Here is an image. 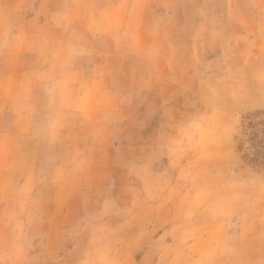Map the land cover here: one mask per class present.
I'll list each match as a JSON object with an SVG mask.
<instances>
[{
	"label": "rangeland",
	"instance_id": "1",
	"mask_svg": "<svg viewBox=\"0 0 264 264\" xmlns=\"http://www.w3.org/2000/svg\"><path fill=\"white\" fill-rule=\"evenodd\" d=\"M74 1L67 0V4ZM58 2L0 0V109H6L0 113V264H120V261L121 264H194L192 258L188 257L189 253L181 250L182 244H178L176 234L182 227L200 232L211 229L213 236L206 241L209 248L206 250L203 245L199 247L202 258L206 257L207 260L196 264H240L241 260L246 259L249 261L246 264H257V257L264 255V9L254 10L243 16V19H248L243 27L244 33L249 36L246 41L240 40L242 28L239 27L241 24L238 22V13L232 14L230 21L217 17L218 27L210 30L211 41L217 39V42L205 44L201 43L203 38L200 39L198 53L194 58L199 67L196 75L185 78L184 91L174 90L180 105L177 110L169 113V121L178 120L175 127H172V123L148 124V133L157 130L156 135H161L167 130L168 133L172 131L173 135H184L182 142L179 140L177 144L172 141L174 146L180 147L178 150H165V153H169L163 156L164 160L170 159L169 171L149 172L147 178L141 180L142 183L147 181L143 188L140 186L131 189L134 197L144 195L148 203L160 205L148 208L146 202L135 204L134 208L138 210L132 214H136L137 218L126 219L123 227L127 235L120 236L116 234L114 222L107 220L112 216L109 213L112 204L107 206L104 203L99 211L90 212L94 227L86 228L89 223L82 225L78 220L74 225V233L79 234L62 236L48 235L50 227L66 222V219L52 215L54 206L50 205L48 199L53 190L49 186L54 182L48 178L47 164L54 162L52 152L63 154L65 144L72 141H60L56 135L45 134V131L52 125L55 130H63L59 128L60 123L55 124V119L64 110L73 113L68 116L67 125H64V121L61 124L70 135L77 133L81 125L94 135L103 125L111 134L116 119L126 122L128 118H136V113L131 111L133 107L127 105L131 100L129 95L122 99V105L125 106L122 116L110 115L112 109L109 107L103 118L100 107L84 111L59 108L60 99L56 92L45 88L37 95L38 105L41 106L34 110L39 113L40 118L32 129L40 138L42 162L36 166V179L41 183L37 193L41 200L38 203L31 202V188L18 192L17 181L24 174L23 168H20L22 157H19L17 151V136L8 134H15L17 129L16 120H13L17 113V89L22 85L33 87V76L26 75L24 80H20L21 86H18L17 70L20 67L32 70L34 64L41 70H59L71 62L74 68L81 65L96 67L97 62L94 60L55 59L54 55L62 52L79 55L84 52L83 55L92 56V52L103 47L106 51L108 46L113 51L111 44L104 46L101 43L97 48L96 43L85 45L77 42L81 33L76 31L72 34L73 38H70L73 44L41 43L39 35L31 34L25 45H20L23 29L19 31L17 25H26L24 30L27 32V26L32 25L33 21L79 24L83 18L85 22L96 18L95 14L88 12L69 13L68 16L64 13L68 20L62 17L52 18L49 9ZM173 2L197 4L201 9H208V5H234V2L252 7L256 0ZM187 13L192 16V8ZM203 15L201 12L202 17ZM40 25L47 28V23L41 22ZM89 29L95 31L93 28ZM46 31L44 29L43 33ZM203 31L202 28L199 34L202 35ZM65 32L70 31L63 26L57 32L53 31L52 35L61 39ZM185 33L193 34L192 27L186 28ZM260 33L263 37L259 38ZM22 55L24 59L18 57ZM28 55L31 56L30 59ZM35 55L37 59L34 61ZM44 77L49 75L45 74ZM51 80L52 78L48 79V82ZM25 94L26 104H31L30 111L27 108L30 114L34 108L33 91ZM141 128L132 122L128 129L122 127L121 133L144 135L146 130ZM196 135H200L201 139ZM158 137L148 138V146L154 143L158 145L161 141ZM183 151L186 154H180ZM61 158L58 157L57 160ZM130 169L131 166L124 165L119 171L121 179L118 177L114 184L132 183L133 172ZM22 195L26 201L19 203L17 197ZM107 195L108 192L102 190L89 192V196L95 200ZM74 196L75 194L72 195ZM183 207H188L184 211L185 219H177L176 216L182 212ZM161 211L169 213V220L165 222L156 219L155 224L152 215ZM97 216L100 218H96ZM150 222L149 228L156 229L166 225L164 230H170L157 242L153 251L151 234H144L148 231ZM81 225L83 228H80ZM132 232L135 234L129 236ZM130 240H136L134 245L137 246H134L135 251L128 261L126 250L120 247L122 244L128 245Z\"/></svg>",
	"mask_w": 264,
	"mask_h": 264
},
{
	"label": "crops",
	"instance_id": "2",
	"mask_svg": "<svg viewBox=\"0 0 264 264\" xmlns=\"http://www.w3.org/2000/svg\"><path fill=\"white\" fill-rule=\"evenodd\" d=\"M58 1V4L49 9L52 18L67 19L64 17V13L68 16L69 13L78 12L93 13L96 18L86 22L83 18L79 24L33 21L32 25L27 26V32L24 30L26 25H17L19 31L21 28L23 29L20 45L24 46L31 34L39 35L41 43L53 45L54 42H63L67 45L72 43L70 38H73L72 34L76 31V33H81L77 42L85 45L96 43L97 48L101 43L104 46L111 44L113 51L108 46L106 51L103 50L105 48L103 47V49L92 52V56H85L84 52H80L79 55H71L66 52L54 55L55 59L94 60L97 62L96 67L81 65L79 68H74V64L71 62L59 70L49 68L41 70L36 64L32 70H26L24 67L17 70L18 86L20 80H24L26 75L33 76V87L32 85L26 87L20 85L21 87L17 89V113L13 118L16 120L17 129L15 134L14 132L8 134L17 136V151L19 157H22L20 168H23L24 174L17 181V190L25 192L31 188L33 196L31 202L38 203L41 200L37 194L41 183L39 179H36V166L40 161L42 162L40 138L37 136L38 134L32 132L40 118L39 113L34 109L41 106L37 101V95H40L41 91L48 88L56 92L60 99L59 108L84 111L100 107L102 118L108 107L112 109L110 115L122 116L125 109L122 99L129 95L131 100L127 105L133 107L131 111L136 113V118H128L126 122L116 119L111 134L106 131L103 125L95 135L88 133V128L83 125L80 126L77 133L74 130V134H68L61 124L64 121V125H67L68 116L73 113L65 110L62 111L60 117L55 119V124L60 123L61 127L59 128L63 130H55L52 125L45 131V134L56 135L60 141H72L70 144H65L66 149L63 154L58 151L52 152L51 155L54 156L52 161L54 159V162L46 163L49 166L48 178L52 180V183L54 182L49 186L53 190L52 196L48 199L50 205L54 206L52 215H55L56 218L64 217L66 219V222L50 227L48 235L73 236V234H79L74 233L76 230L74 225L78 220L82 222V225L88 222L89 225L86 228L94 227L95 224H91L93 216L90 217V212L99 211L101 205L107 203V206L112 204L109 210L112 216L107 220L113 221L116 225V234L124 236L127 235L123 227L126 224V219L137 218L136 214H132L138 210L134 206L139 202L148 203L143 194H140L143 196L134 197L131 189L140 186L143 188L147 181L142 183L141 180L146 179L149 172L162 171L165 173L169 171L170 159L164 160L163 157L169 153H165V150H178L180 147L174 146L172 141H176L175 143L178 144L179 140L182 142L184 137V135H173L172 131L168 133L167 130L161 135H156L157 130L148 133V124L166 125L172 123V127H175L178 120L169 121V113L177 110L180 105L179 97H175L174 90L184 91L185 78L196 75L199 67L194 58L198 53L197 45L200 43V39L203 38L201 43L205 44L217 42V39L211 41L212 36L210 35V30L218 27L217 17L230 21L232 14L238 13V22L241 24L239 27L242 28L240 40L246 41L249 36L244 33L243 27L246 26L244 23L248 19H243V16L254 10L264 9V0H256L252 7L234 2V5H232L233 3L220 6L208 5V9H201L197 4L174 3L173 0H75L70 4H67V0ZM190 8H192V16L187 13ZM23 10L25 11V9ZM201 12L204 14L203 17ZM84 15L82 16L85 17ZM262 17L264 19V16ZM41 22L47 23V28L43 27L45 25H40ZM63 26L70 32H65L61 39L55 38L52 35L53 31L57 32V29ZM189 27H192L193 34L186 35L185 30ZM89 28H93L97 33L90 31L92 29ZM202 28L204 31L201 35L199 31ZM44 29L47 31L43 33ZM24 31L27 34H24ZM43 34H47V40ZM258 37H263V34H258ZM117 48L120 50L117 51ZM28 56L30 59L31 56ZM18 57L24 59V55ZM36 59L35 55L34 61ZM45 74H48L49 77L43 78ZM51 78V82H48V79ZM32 91L34 108L30 113L33 115L29 118L30 114L27 108L29 109L31 104H26L25 92L32 93ZM4 110L6 109H0V113ZM51 121L53 123L52 119ZM132 122L146 130L144 135H122V127L128 129ZM156 136H159L158 139L161 140L158 145L154 143L152 146H148V138L154 139ZM193 136L195 137V135ZM196 136L201 139L200 135ZM180 154H186V151ZM58 157H62L61 160H57ZM159 159L161 160L159 161ZM127 161L129 162L127 163ZM124 165L131 166L132 183L116 185L114 182L116 183L118 177L121 179L119 171ZM98 190L107 191L109 196L99 200L89 196L90 191ZM70 193L75 196L72 197ZM134 195L136 194L134 193ZM17 198L19 203L26 201L23 195ZM156 205H160V203H148V208H155ZM186 209L188 207H183L182 212H179L176 218L185 219L183 216ZM96 218H100V216ZM152 218H155V224L156 219L167 222L169 213L161 211L152 215ZM82 225L80 228H83ZM150 225L151 222L148 224V231H145L144 234L147 232L151 234V251H153L157 247V242L165 236L166 231L170 230L169 228L164 230L166 225H161L156 229L149 228ZM160 229L162 230L160 231ZM177 231L178 244H182L180 245L181 250L189 253L188 257L192 258L194 264L207 260L206 257L202 258L199 247L203 245L206 250L209 248L206 241L213 236L211 229L200 232L182 227ZM134 234L135 232H132L129 236ZM124 241L127 242V240ZM134 241L136 240H130L128 245H120L121 249L126 250L128 261L135 251L134 246H137L134 245L136 244ZM196 253H199L197 254L199 256ZM120 262L122 263V261ZM247 262H249L247 259L241 260L240 264ZM256 263L264 264V255L258 256Z\"/></svg>",
	"mask_w": 264,
	"mask_h": 264
}]
</instances>
